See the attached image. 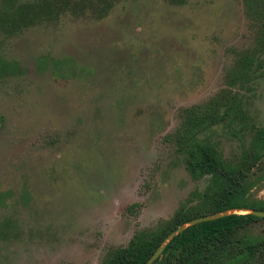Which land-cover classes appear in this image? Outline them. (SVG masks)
<instances>
[{"label": "rangeland", "instance_id": "obj_1", "mask_svg": "<svg viewBox=\"0 0 264 264\" xmlns=\"http://www.w3.org/2000/svg\"><path fill=\"white\" fill-rule=\"evenodd\" d=\"M260 9L0 0V58L13 66L0 70V264H102L200 202L209 177L189 174L176 141L184 110L229 109L202 138L230 164L250 152L264 126ZM247 182L244 200L264 201V162Z\"/></svg>", "mask_w": 264, "mask_h": 264}, {"label": "trees", "instance_id": "obj_2", "mask_svg": "<svg viewBox=\"0 0 264 264\" xmlns=\"http://www.w3.org/2000/svg\"><path fill=\"white\" fill-rule=\"evenodd\" d=\"M255 1L261 4L259 17L264 47V0ZM12 68L0 58L1 71ZM229 119V109L218 114L214 103L184 110L182 129L176 141L189 174L196 179L209 177L200 202L186 210L177 209L169 221L154 230L135 232L124 247L108 252L102 264H145L169 233L197 217L240 209L264 212V201L248 203L244 200L249 172L264 162V126L256 129L250 152L236 164L227 163L217 149L202 138L207 131ZM139 206L132 204L128 211ZM256 223L264 224V218L250 213H231L187 226L166 244L152 264L163 261L164 264H264V230L256 238L238 237Z\"/></svg>", "mask_w": 264, "mask_h": 264}, {"label": "water", "instance_id": "obj_3", "mask_svg": "<svg viewBox=\"0 0 264 264\" xmlns=\"http://www.w3.org/2000/svg\"><path fill=\"white\" fill-rule=\"evenodd\" d=\"M240 210L247 211L246 213L253 214V215H255L257 217H260V218H264V212L263 211L245 210V209H240ZM237 211H239V210H232V211H227V212H224V213H218V214H213V215H206V216L197 217V218L191 219L190 221L186 222L185 224H182V225L178 226L175 230H173L171 233H169L166 236V238L164 239L162 244L156 249V251L146 261L145 264H152L155 260H157L160 257V255H161L164 247L166 246V244L173 237H175L178 233H180L184 228H186L187 226H190V225H193V224H196V223L211 221V220L220 218L222 216H225V215H228V214H231V213H236ZM236 214H238V213H236Z\"/></svg>", "mask_w": 264, "mask_h": 264}]
</instances>
